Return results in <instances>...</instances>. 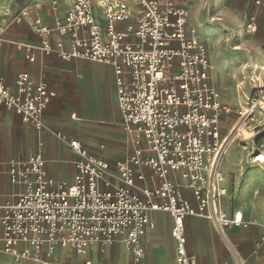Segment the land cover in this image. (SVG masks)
<instances>
[{
	"label": "built area",
	"instance_id": "built-area-1",
	"mask_svg": "<svg viewBox=\"0 0 264 264\" xmlns=\"http://www.w3.org/2000/svg\"><path fill=\"white\" fill-rule=\"evenodd\" d=\"M57 5L53 1L55 10ZM191 14L176 0H74L65 18L52 27L27 8L15 17L17 23L31 21L45 53L113 67L133 152L113 170L78 140L68 141L46 125L45 111L56 96L46 82L36 83L23 71L13 90L0 79V113H15L79 157L72 182L50 177L40 154L5 163L10 183L19 189L4 199L0 195V260L10 256L17 263L61 264L57 257L62 251L86 258L94 247L104 254L121 241L134 264H143L142 239L154 228L151 214L165 212L177 264H198L187 249L188 217L209 220L223 239L228 228L252 225L241 212L229 215L221 205L228 194L221 170L228 140L222 135V119L232 108L214 83L210 54L189 25ZM246 23L250 34L264 32L258 10ZM53 36L60 41L53 44ZM2 45L0 39V52ZM259 107L236 109L232 132L254 123ZM258 154L264 155V148L253 150L250 165L264 171ZM146 169L152 171L151 182H146ZM185 189L195 206L184 196ZM83 264L95 263L86 259Z\"/></svg>",
	"mask_w": 264,
	"mask_h": 264
},
{
	"label": "crops",
	"instance_id": "crops-1",
	"mask_svg": "<svg viewBox=\"0 0 264 264\" xmlns=\"http://www.w3.org/2000/svg\"><path fill=\"white\" fill-rule=\"evenodd\" d=\"M73 1L70 0L62 8L60 15L57 13L58 8L55 10L52 4V10L45 8L41 13H38L39 9H27L33 18L40 17L47 26L52 27L60 18H65ZM8 2L9 0H0V39L3 44L0 52V79L13 90L16 88L17 75L23 71L28 72L36 83L46 82L56 93L45 111L46 125L63 134L68 141L78 140L90 155L109 162L114 170L117 162L126 160L132 154L133 146L124 130L113 67L83 59L65 60L56 53H45L42 38L34 33L31 21H15V17L26 8L16 10L7 7ZM259 9L257 8L260 12ZM51 11L54 12L55 19ZM64 11V16L59 18ZM263 26L264 24L261 25ZM51 41L56 44L60 38L53 36ZM38 154L46 160L50 177L58 181H73L75 162L79 157L67 145L49 133H38L23 123L15 113L6 110L1 112V199L19 189L10 183L5 163L10 159L26 160ZM222 172L228 189V194L221 200L222 208L229 215L241 212L243 218L252 222V225L228 228L223 239L209 220L188 217L185 221L188 252L197 258L198 264H264V231L258 223V217L264 221V215L259 214V211L247 214L241 205L237 206L233 202L229 175L223 170ZM145 174L146 182H151L152 171L146 169ZM153 181L159 183L158 180ZM251 182L253 185L264 180L256 178ZM184 196L193 206L196 205L191 191L185 189ZM262 205L264 201H261ZM151 219L154 228L148 229L142 239L146 252L143 264H177L176 243L171 235L169 214L154 212ZM123 247L134 264L129 250L125 245ZM115 248L116 244L101 254L94 247L86 258L62 251L57 259L61 264H68V260H71L69 264H83L86 259L99 264L93 256H105L108 253L110 256ZM1 259H9L10 262L6 264H25L17 263L10 256H3Z\"/></svg>",
	"mask_w": 264,
	"mask_h": 264
},
{
	"label": "rangeland",
	"instance_id": "rangeland-1",
	"mask_svg": "<svg viewBox=\"0 0 264 264\" xmlns=\"http://www.w3.org/2000/svg\"><path fill=\"white\" fill-rule=\"evenodd\" d=\"M53 1L56 0H9L6 6L16 10L39 9L38 13H41L45 8L52 10ZM69 1L58 0L57 13L59 15ZM256 1L258 0H211L212 14L227 5L236 10L243 21L235 31L231 26L227 29L233 37L232 46L226 50H217L212 48L211 41L225 29L219 24L206 22L203 23V27H200L199 24L203 20L202 18L198 20L194 11L197 0H176L179 5L191 9L189 25L196 29L197 36L207 46L212 62L214 83L221 91L223 102L232 108L231 115L222 119V135L228 139L233 138V140L226 145L227 151L221 162L222 170L229 175L232 200L237 206L241 205L247 214L259 211V214L264 215V205L261 206V201H264V182H256L251 185L253 179L264 180V172L250 165L253 156L251 145L256 143L257 147L264 148V110L256 109V119L254 123L244 128L243 135L239 136L237 132H232L238 122L236 109L246 108L254 102L257 103L261 93L264 94V68H257L261 65L264 67V32L260 29L258 32L250 34L246 23L247 16L258 8ZM260 1L259 22L263 25L264 0ZM51 13L54 15L53 11ZM65 13L66 11L59 18ZM244 40L258 41V46L262 50L259 53L255 50L250 52L237 50L239 44ZM245 64L248 66L242 67ZM258 221L259 227L264 231V221L260 217H258ZM123 245V242L119 241L110 256L108 253L105 256L94 255L93 258L99 264H132V259ZM6 262H10V260H0V264H6ZM70 262L71 260H68V264Z\"/></svg>",
	"mask_w": 264,
	"mask_h": 264
},
{
	"label": "clouds",
	"instance_id": "clouds-1",
	"mask_svg": "<svg viewBox=\"0 0 264 264\" xmlns=\"http://www.w3.org/2000/svg\"><path fill=\"white\" fill-rule=\"evenodd\" d=\"M194 11L198 20L202 18L203 22L199 24L200 27H203V23H214L219 24L222 28L225 29L220 35L215 37L211 41V46L217 50H226L230 46H232L233 37L227 31L228 27L231 26L233 31L239 28L243 23L241 17L238 12L232 9L230 6H223L218 9L215 14L211 13V0H197L194 5ZM259 42L255 40H244L242 41L237 50L250 52L255 50L256 52H260L262 49L258 46ZM219 55L220 52L218 51ZM248 65H242V67H247Z\"/></svg>",
	"mask_w": 264,
	"mask_h": 264
},
{
	"label": "bare ground",
	"instance_id": "bare-ground-1",
	"mask_svg": "<svg viewBox=\"0 0 264 264\" xmlns=\"http://www.w3.org/2000/svg\"><path fill=\"white\" fill-rule=\"evenodd\" d=\"M257 68H259V69H263L264 67L261 65V66H257ZM259 77V76H258ZM254 105H260V107L258 108L259 110H264V94L263 93H261V96H260V98H259V101L257 102V103H253V106ZM236 129H237V127H236ZM243 128H239V130L237 129V135H239V136H241V135H243ZM233 140V138L231 139V138H229L228 140H227V144H229L231 141ZM252 147H253V150H255V149H257V145H256V143H254L253 145H251ZM229 150V149H228ZM226 149H225V152H224V154H226ZM222 162V161H221Z\"/></svg>",
	"mask_w": 264,
	"mask_h": 264
},
{
	"label": "snow or ice",
	"instance_id": "snow-or-ice-1",
	"mask_svg": "<svg viewBox=\"0 0 264 264\" xmlns=\"http://www.w3.org/2000/svg\"><path fill=\"white\" fill-rule=\"evenodd\" d=\"M257 159L264 162V155H257Z\"/></svg>",
	"mask_w": 264,
	"mask_h": 264
}]
</instances>
